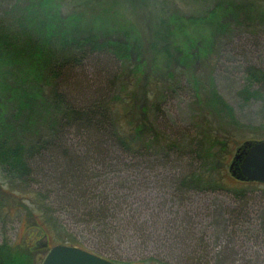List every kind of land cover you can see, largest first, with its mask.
Listing matches in <instances>:
<instances>
[{"label":"trees","instance_id":"1","mask_svg":"<svg viewBox=\"0 0 264 264\" xmlns=\"http://www.w3.org/2000/svg\"><path fill=\"white\" fill-rule=\"evenodd\" d=\"M201 1L213 6L205 14L172 11L162 19L180 59L169 73L161 72L159 55L152 52L155 29L150 25L96 27L119 12L110 0H99L100 15L92 24L80 14H63L61 0H25L23 6L16 0L11 18L0 17V199L7 212L21 210L25 243L33 246L1 242L0 264H32L34 248L44 237L84 247L66 232L71 229L66 215L89 227L98 239L92 246L97 254L113 252L115 240L140 239L148 245L159 238L160 232H147L149 222L132 213L124 192L130 187L106 178L129 168L132 157L162 153L174 160L181 171L172 181L181 195L240 189L226 179L234 157L226 129L238 122L234 109L211 76L198 73L195 65L206 61L216 36L206 34L207 26L264 1ZM260 22L264 25V9ZM247 73L252 85L264 84L263 66L250 64ZM184 77L193 85L200 115L193 128L183 127L186 134L176 136L162 108L166 86L161 82H172L167 87L177 90ZM213 119L220 124L216 129ZM192 129L200 136L192 137ZM232 176L241 185L257 183ZM122 263L175 264L158 255Z\"/></svg>","mask_w":264,"mask_h":264},{"label":"rangeland","instance_id":"2","mask_svg":"<svg viewBox=\"0 0 264 264\" xmlns=\"http://www.w3.org/2000/svg\"><path fill=\"white\" fill-rule=\"evenodd\" d=\"M15 1L5 0L0 4L1 18H11ZM24 1L20 6L24 5ZM136 1L139 2V7H134L127 0H120L119 5L115 0H110L109 5L117 7L119 12L115 11L112 17H107L96 27L101 28L106 24L119 26L120 22L140 29H147V25H150L149 28L155 29L152 52L159 55V69L163 73L174 71L180 59L162 23L163 17L172 11L184 15H202L213 7L212 3L201 0ZM61 2L63 14H80L85 23H94L100 15L99 12L96 13V9L101 6L99 0ZM262 9L264 3L248 13L240 12L235 17L220 18L207 26L206 34L210 37L216 35V40L211 38L212 45L208 46L210 49L206 61L195 65L198 73L211 76L218 92L234 109L238 122L226 129L232 134V156L238 149L244 148L247 140H264V84L252 85L247 73L250 64L264 67V25L260 22ZM226 24H230L232 28H225ZM192 30L190 28L191 32ZM184 36H179V43L185 42ZM149 40L144 38V41ZM181 56L182 54L180 58ZM189 65L193 67V63L189 62ZM191 70L193 71L192 68ZM187 77H184L177 90L175 87H167L172 82H161L163 87L166 86L162 108L169 119L168 129L176 136L186 134L183 127L193 128L199 121L200 110L198 104H195L193 85ZM213 120L212 125L216 129L220 124ZM190 135L200 136L193 129ZM240 162L237 160L232 169L226 172L228 182L235 188H240L239 190H193L181 195L175 191L172 181V177L181 171L174 160L165 158L162 153L144 158L132 157L129 168L112 172L106 178L130 187L124 192H128V198L131 199L132 213L149 222L147 232H160V236L155 241L149 240L148 245H143L140 239L120 243L115 240L113 252H101L99 255L120 264L143 255H158L175 264H264V183H236L232 175ZM231 163L232 159L229 166ZM16 189L22 188L18 186ZM28 201L24 200L29 204ZM3 205L4 200L0 199V243L7 240L12 243L20 242L19 246L22 247L30 246L29 241L25 243L27 234L23 231L25 219L21 210L11 209L7 212ZM65 218L71 226L66 232L82 241V248L96 253L92 246L98 239L89 227L74 223L69 215ZM132 232L138 233L135 230ZM60 233L65 232L61 230ZM57 242L54 238L46 237L39 240L34 248L32 264H41L45 253Z\"/></svg>","mask_w":264,"mask_h":264},{"label":"water","instance_id":"3","mask_svg":"<svg viewBox=\"0 0 264 264\" xmlns=\"http://www.w3.org/2000/svg\"><path fill=\"white\" fill-rule=\"evenodd\" d=\"M245 149L235 155L231 168L241 162L234 175L247 181L264 183V140H247ZM240 151V149H239ZM41 264H120L77 245L58 243L45 253Z\"/></svg>","mask_w":264,"mask_h":264}]
</instances>
